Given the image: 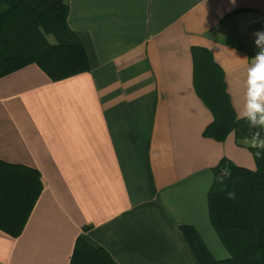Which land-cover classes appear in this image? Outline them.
<instances>
[{"label": "crops", "instance_id": "0c3cea01", "mask_svg": "<svg viewBox=\"0 0 264 264\" xmlns=\"http://www.w3.org/2000/svg\"><path fill=\"white\" fill-rule=\"evenodd\" d=\"M68 3L90 69L51 80L32 63L0 77V160L36 169L42 184L21 234L0 230V263L68 264L82 239L117 264H194L180 224L225 255L206 195L223 156L251 158L231 133L202 135L212 116L191 49L222 68L237 116L264 0Z\"/></svg>", "mask_w": 264, "mask_h": 264}, {"label": "trees", "instance_id": "16d2710c", "mask_svg": "<svg viewBox=\"0 0 264 264\" xmlns=\"http://www.w3.org/2000/svg\"><path fill=\"white\" fill-rule=\"evenodd\" d=\"M68 12V0H0V77L32 63L51 80L88 71V55L67 23ZM191 55L194 90L212 116L202 135L222 142L231 133L251 165L223 156L206 195L209 222L228 257L214 258L192 225L180 224L178 231L194 264H264V149L245 141L252 130L235 115L223 70L210 51L194 46ZM41 185L36 169L0 160V230L21 234ZM68 264L117 263L104 248L77 239Z\"/></svg>", "mask_w": 264, "mask_h": 264}, {"label": "clouds", "instance_id": "9594fccd", "mask_svg": "<svg viewBox=\"0 0 264 264\" xmlns=\"http://www.w3.org/2000/svg\"><path fill=\"white\" fill-rule=\"evenodd\" d=\"M254 45L259 49L253 56L247 69L245 80L244 104L238 110L237 117L245 120L251 129V147L264 149V31H256ZM260 152H256L259 156ZM224 175H230L225 172ZM228 198L234 199L235 193L228 192Z\"/></svg>", "mask_w": 264, "mask_h": 264}, {"label": "rangeland", "instance_id": "374dc122", "mask_svg": "<svg viewBox=\"0 0 264 264\" xmlns=\"http://www.w3.org/2000/svg\"><path fill=\"white\" fill-rule=\"evenodd\" d=\"M48 38H49V40L50 41H53V39H52V37L51 36H48ZM217 239V241L220 243V246H219V244H217L216 246H217V250H219V251H221L222 250V248H223V250H224V252H225V255H220V253H218V251H216V249H215V247L213 246V245H210L211 247V251L213 252V257L214 258H216V257H224V258H226V257H228L229 256V253H228V251L225 249V247L223 246V244L219 241V239L218 238H216ZM216 259H219V258H216Z\"/></svg>", "mask_w": 264, "mask_h": 264}, {"label": "water", "instance_id": "95a60500", "mask_svg": "<svg viewBox=\"0 0 264 264\" xmlns=\"http://www.w3.org/2000/svg\"><path fill=\"white\" fill-rule=\"evenodd\" d=\"M218 171H220V170L218 169Z\"/></svg>", "mask_w": 264, "mask_h": 264}]
</instances>
